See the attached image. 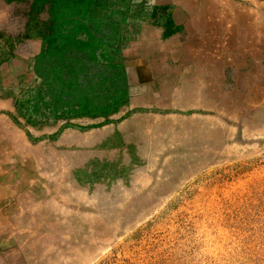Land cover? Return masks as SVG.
Returning <instances> with one entry per match:
<instances>
[{
    "label": "rangeland",
    "instance_id": "1",
    "mask_svg": "<svg viewBox=\"0 0 264 264\" xmlns=\"http://www.w3.org/2000/svg\"><path fill=\"white\" fill-rule=\"evenodd\" d=\"M126 6L0 0L2 137L11 122L33 145L0 176L31 194L3 213L0 264H264V136L187 113L120 116L126 62L94 54ZM85 118L106 127L76 128ZM58 122L69 130L39 144Z\"/></svg>",
    "mask_w": 264,
    "mask_h": 264
},
{
    "label": "crops",
    "instance_id": "2",
    "mask_svg": "<svg viewBox=\"0 0 264 264\" xmlns=\"http://www.w3.org/2000/svg\"><path fill=\"white\" fill-rule=\"evenodd\" d=\"M123 1L127 6L117 30L97 40L94 54L95 60L126 62L122 78L128 98L120 116L133 117L138 110L170 117L187 113L224 124L234 136H264V0ZM12 110L10 102L0 101V112ZM104 121L85 118L75 127L94 132L93 127H104ZM2 124L0 176L7 163L11 167L23 156L25 144L33 147L11 122L15 129L2 137ZM61 125L33 135L43 134L39 144L53 143L60 129L69 128ZM12 178L10 185H0L4 224L12 223L2 217L16 207L12 195L20 201L31 196L18 191L23 185Z\"/></svg>",
    "mask_w": 264,
    "mask_h": 264
},
{
    "label": "trees",
    "instance_id": "3",
    "mask_svg": "<svg viewBox=\"0 0 264 264\" xmlns=\"http://www.w3.org/2000/svg\"><path fill=\"white\" fill-rule=\"evenodd\" d=\"M114 74V73H113ZM112 78H113V75H112ZM122 81L124 82V80H123V78H119V76L115 79V81L113 80V84H114V86H116V85H120L121 83H122Z\"/></svg>",
    "mask_w": 264,
    "mask_h": 264
},
{
    "label": "bare ground",
    "instance_id": "4",
    "mask_svg": "<svg viewBox=\"0 0 264 264\" xmlns=\"http://www.w3.org/2000/svg\"><path fill=\"white\" fill-rule=\"evenodd\" d=\"M32 202V201H31Z\"/></svg>",
    "mask_w": 264,
    "mask_h": 264
}]
</instances>
